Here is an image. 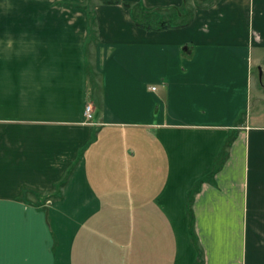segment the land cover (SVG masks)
<instances>
[{"label":"crops","instance_id":"obj_1","mask_svg":"<svg viewBox=\"0 0 264 264\" xmlns=\"http://www.w3.org/2000/svg\"><path fill=\"white\" fill-rule=\"evenodd\" d=\"M0 264H264V0H0Z\"/></svg>","mask_w":264,"mask_h":264},{"label":"rangeland","instance_id":"obj_2","mask_svg":"<svg viewBox=\"0 0 264 264\" xmlns=\"http://www.w3.org/2000/svg\"><path fill=\"white\" fill-rule=\"evenodd\" d=\"M88 73H89V80L90 82L93 84L92 82V78H91V70L88 69ZM93 88H95V86L93 85ZM128 230H130V233L135 236L137 235L139 232H135L133 233V223L132 221L128 220ZM148 227L150 231H155L153 236L150 238L149 237V244L153 245L155 247V251H156V255H153V258L155 261H163V263L168 262L169 260H171V253L168 252V243L166 241V237L165 235L161 232V227L159 225V223L156 221V223L154 221H149L148 222ZM164 247V251L161 252V249H158L160 246ZM164 253V254H163Z\"/></svg>","mask_w":264,"mask_h":264},{"label":"trees","instance_id":"obj_3","mask_svg":"<svg viewBox=\"0 0 264 264\" xmlns=\"http://www.w3.org/2000/svg\"><path fill=\"white\" fill-rule=\"evenodd\" d=\"M106 2H112V0H105ZM128 5V4H127ZM139 25H141L142 27H145V28H161V27H169L170 26V23L166 20H160L158 22H156L155 25H153L152 23H140Z\"/></svg>","mask_w":264,"mask_h":264},{"label":"built area","instance_id":"obj_4","mask_svg":"<svg viewBox=\"0 0 264 264\" xmlns=\"http://www.w3.org/2000/svg\"><path fill=\"white\" fill-rule=\"evenodd\" d=\"M152 89H154V87H152ZM92 112H93V109H92V106L91 104H86L85 105V108H84V116L86 119H91L92 118Z\"/></svg>","mask_w":264,"mask_h":264},{"label":"water","instance_id":"obj_5","mask_svg":"<svg viewBox=\"0 0 264 264\" xmlns=\"http://www.w3.org/2000/svg\"><path fill=\"white\" fill-rule=\"evenodd\" d=\"M259 73L261 74V71H259ZM44 212H45V220L46 222H48V207L45 205L43 206Z\"/></svg>","mask_w":264,"mask_h":264}]
</instances>
